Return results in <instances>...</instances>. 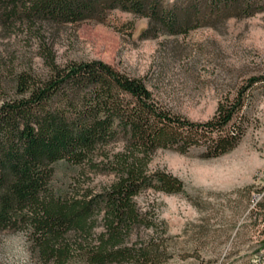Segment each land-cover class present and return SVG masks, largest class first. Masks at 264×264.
I'll return each mask as SVG.
<instances>
[{"label": "trees", "instance_id": "1", "mask_svg": "<svg viewBox=\"0 0 264 264\" xmlns=\"http://www.w3.org/2000/svg\"><path fill=\"white\" fill-rule=\"evenodd\" d=\"M256 0H0V33L24 30L40 40L44 71L26 68L13 95L0 103V228L24 230L40 260L60 264H161L169 253L158 224L138 197L146 190L177 193L180 178L151 169L153 153L185 151L199 136L213 155L233 148L242 133L234 118L242 103L220 102L197 123L165 109L139 77L98 59L56 62L45 27L105 22L113 10L147 17V32L180 34L210 25L212 15L264 8ZM262 2V0H258ZM264 80L253 77L251 83ZM232 128V129H230ZM118 145L119 149L109 148ZM79 166L64 189L55 166ZM90 174L110 175L93 184ZM147 235V236H146Z\"/></svg>", "mask_w": 264, "mask_h": 264}, {"label": "rangeland", "instance_id": "2", "mask_svg": "<svg viewBox=\"0 0 264 264\" xmlns=\"http://www.w3.org/2000/svg\"><path fill=\"white\" fill-rule=\"evenodd\" d=\"M256 1L254 7L264 5ZM209 23L153 35L145 32L147 17L117 9L105 22L64 23L42 32L57 63L107 62L141 78L160 106L197 123L212 118L220 102L241 97L233 122L242 133L227 152L213 155L212 130V138L199 136L185 151L159 148L152 155L151 169H164L184 185L181 192L149 189L138 197L158 224L145 233L160 237L170 255L161 264H247L264 244V200L254 209L257 174L264 169V80L250 81L264 76V8L249 15L237 8L221 11ZM39 47L40 40L24 30L0 33V103L13 95L19 71H44ZM78 167L59 162L56 187L64 189V179L69 182ZM90 175L98 185L112 178ZM0 264L60 263L40 260L24 230L0 228Z\"/></svg>", "mask_w": 264, "mask_h": 264}, {"label": "built area", "instance_id": "3", "mask_svg": "<svg viewBox=\"0 0 264 264\" xmlns=\"http://www.w3.org/2000/svg\"><path fill=\"white\" fill-rule=\"evenodd\" d=\"M259 188L257 192L254 193V209L257 210V204L264 200V169H262L258 174ZM247 264H264V244L258 246L254 249L248 258Z\"/></svg>", "mask_w": 264, "mask_h": 264}]
</instances>
